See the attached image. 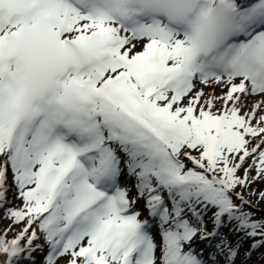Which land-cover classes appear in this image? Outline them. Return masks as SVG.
I'll list each match as a JSON object with an SVG mask.
<instances>
[{
    "label": "snow or ice",
    "instance_id": "obj_1",
    "mask_svg": "<svg viewBox=\"0 0 264 264\" xmlns=\"http://www.w3.org/2000/svg\"><path fill=\"white\" fill-rule=\"evenodd\" d=\"M261 203L264 0H0V264H264Z\"/></svg>",
    "mask_w": 264,
    "mask_h": 264
},
{
    "label": "rangeland",
    "instance_id": "obj_2",
    "mask_svg": "<svg viewBox=\"0 0 264 264\" xmlns=\"http://www.w3.org/2000/svg\"><path fill=\"white\" fill-rule=\"evenodd\" d=\"M10 203L19 204L20 201L12 199V200H10ZM259 208L262 211H264V203H261L259 205ZM7 222H8L7 220H0V228L6 227ZM250 244H251V241L244 243L243 248H242L241 253H240V256L238 258L237 264H242V261L244 258V252L248 250ZM262 251H264V250H262ZM247 264H261V253L260 252L254 253L252 256V259L250 261H248Z\"/></svg>",
    "mask_w": 264,
    "mask_h": 264
},
{
    "label": "bare ground",
    "instance_id": "obj_3",
    "mask_svg": "<svg viewBox=\"0 0 264 264\" xmlns=\"http://www.w3.org/2000/svg\"><path fill=\"white\" fill-rule=\"evenodd\" d=\"M6 223V222H5ZM7 224H8V222H7Z\"/></svg>",
    "mask_w": 264,
    "mask_h": 264
}]
</instances>
